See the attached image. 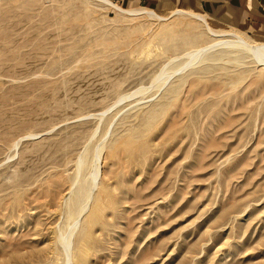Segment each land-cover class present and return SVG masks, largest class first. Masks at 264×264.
Returning <instances> with one entry per match:
<instances>
[{
    "label": "rangeland",
    "instance_id": "obj_1",
    "mask_svg": "<svg viewBox=\"0 0 264 264\" xmlns=\"http://www.w3.org/2000/svg\"><path fill=\"white\" fill-rule=\"evenodd\" d=\"M214 39L186 14L0 0V264H264V64Z\"/></svg>",
    "mask_w": 264,
    "mask_h": 264
},
{
    "label": "crops",
    "instance_id": "obj_2",
    "mask_svg": "<svg viewBox=\"0 0 264 264\" xmlns=\"http://www.w3.org/2000/svg\"><path fill=\"white\" fill-rule=\"evenodd\" d=\"M125 7L146 6L157 11L171 8L198 10L229 20L246 31L264 32V0H113Z\"/></svg>",
    "mask_w": 264,
    "mask_h": 264
},
{
    "label": "bare ground",
    "instance_id": "obj_3",
    "mask_svg": "<svg viewBox=\"0 0 264 264\" xmlns=\"http://www.w3.org/2000/svg\"><path fill=\"white\" fill-rule=\"evenodd\" d=\"M99 1H101L104 4H106L107 6L113 7L114 9L118 10L119 12H122V13L130 15V16H141L142 15V16H147V17H150V18H156V19L163 20V21L167 20L169 16H172V15H175V14H186V15L191 16L192 18L198 19V20H200V21H202V22H204L206 24L208 32L215 38L214 39L215 42H213L210 45H214L215 43H217V44H226V45L231 46V47L235 46V45H240V46L246 47L248 49V51L250 50L254 55H257L256 56L257 57V61H259L261 64L262 63L264 64V43H261V44H259V43H256V44L251 43V42L247 41L243 36H241V35H239L237 33H234V32H230V31H214L212 28L209 27V24L206 22V20H204V15H202L200 13L191 12V11H188V10H184V9L178 8V9L173 10L170 13V15H168V16H160L152 8H150V9H145V8H124V7H122V6L118 5V4H115L112 0H99ZM174 35H176V34H174ZM206 48H208V47L205 46V47L197 50L198 52H196L195 54H199V52H201L202 50H204ZM195 54H194V56H195ZM85 192L82 191L83 195L85 194ZM87 195H86V198H87ZM81 196H82V194H81ZM94 207H95V211H100L102 205L99 202H97ZM250 248L251 247H248V251H249ZM256 248L253 247L252 250H255ZM250 253H253V252H250Z\"/></svg>",
    "mask_w": 264,
    "mask_h": 264
}]
</instances>
